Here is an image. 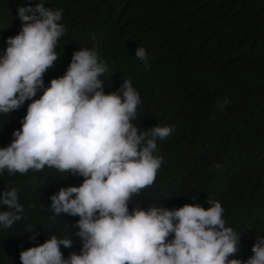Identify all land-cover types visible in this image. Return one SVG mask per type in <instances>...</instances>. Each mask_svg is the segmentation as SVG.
Wrapping results in <instances>:
<instances>
[{
	"label": "trees",
	"instance_id": "16d2710c",
	"mask_svg": "<svg viewBox=\"0 0 264 264\" xmlns=\"http://www.w3.org/2000/svg\"><path fill=\"white\" fill-rule=\"evenodd\" d=\"M38 2L0 0V55L7 38L21 30L18 8ZM45 2L62 10L65 27L45 87L64 75L75 51L96 48L108 65L100 77L105 94L130 79L140 95L133 125L142 131L158 124L175 129L157 140L162 165L153 185L133 195L129 211L185 204L207 209L208 200L218 201L226 227L241 236L238 253L229 259L246 261L257 237H264V0ZM138 47L147 50L150 67L134 57ZM225 99L229 103L218 107ZM31 102L0 114V148L10 145ZM82 182L47 167L25 175L0 173V193L16 188L24 208L12 227L0 225V264H20V252L52 235L72 240L71 248L61 246L65 258L80 254L74 227L79 217H53L49 197ZM9 210L0 205V211Z\"/></svg>",
	"mask_w": 264,
	"mask_h": 264
},
{
	"label": "clouds",
	"instance_id": "9594fccd",
	"mask_svg": "<svg viewBox=\"0 0 264 264\" xmlns=\"http://www.w3.org/2000/svg\"><path fill=\"white\" fill-rule=\"evenodd\" d=\"M45 3L18 8L21 30L7 38L0 55V114L32 101L10 145L0 148V173L25 175L47 167L82 177L80 186L49 197L53 217H79L74 227L82 248L65 258L61 246L71 248L72 240L52 235L20 252V264H264V237H257L246 261L229 259L238 253L241 236L226 227L218 201L208 200L207 209L185 204L129 211L133 195L153 185L162 165L157 140L175 129L158 124L142 131L133 125L140 95L130 79L105 94L100 77L108 65L96 48L75 51L64 75L45 87L44 74L60 58L56 46L65 32L62 10ZM134 57L150 67L144 47ZM38 91L42 95L35 99ZM0 205L10 209L0 211L4 228L22 219L16 188L0 193Z\"/></svg>",
	"mask_w": 264,
	"mask_h": 264
}]
</instances>
